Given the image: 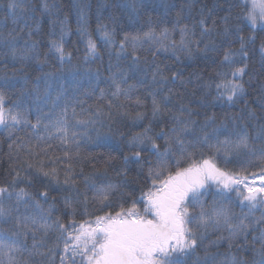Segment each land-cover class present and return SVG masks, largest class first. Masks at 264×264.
I'll list each match as a JSON object with an SVG mask.
<instances>
[{
	"label": "snow or ice",
	"instance_id": "6c2138e0",
	"mask_svg": "<svg viewBox=\"0 0 264 264\" xmlns=\"http://www.w3.org/2000/svg\"><path fill=\"white\" fill-rule=\"evenodd\" d=\"M53 7L45 0L41 13L52 18L51 36H56L59 25V39L50 38L48 48L62 67L71 60V53L64 47L68 24L56 16ZM124 7L134 16H148L146 31L125 32L117 42L115 30L103 24L97 30L105 45L115 49L116 59L128 61L131 71L141 79L129 84L127 73L119 69L111 72L110 68L108 86L101 88L97 97L106 103L81 108L80 112L75 105L84 100L64 98L58 106L63 92L56 94L47 111L39 104L35 109L25 106L26 92L35 101L41 99L42 77L43 96H48L55 72L44 71L49 58L41 55L40 40L33 39L38 29H29L25 38L24 28L13 27L5 33L0 26V56L10 60L14 69L12 77L2 78V87H8L16 73L22 82L21 96L11 106L0 90V129L11 140L10 179L0 184V264H264V123H241L259 121L254 112L226 114L219 123L215 113L205 112L199 119L197 108L205 105L193 108L184 101L183 93L175 90L174 82L187 86L183 74L148 64L140 54L145 49L153 57L171 51L178 60L180 55L191 59L196 53L216 54L226 46L220 63L227 71L217 72V80L201 87L206 97L214 84L217 101L239 103L246 93L243 77L249 45L256 39L242 33L244 26L250 33L264 31V0H234L222 17V31L216 21L209 24L202 13L197 21L199 32L197 24L181 26V10L171 29L164 27L157 32L151 14H157L163 23L174 8L168 0L159 4L154 0H128ZM7 9L13 25L25 13L36 11L26 0H8ZM159 9H163V15L158 14ZM78 15L77 31L87 37L85 59H96L97 44L79 6ZM177 29L179 41L173 38ZM233 37L238 48L231 46ZM260 53L264 58V42ZM32 64L40 66L41 75L29 89L25 70ZM9 66L4 64V68ZM148 76L150 82H146ZM140 86L145 89L144 95L138 94ZM89 94L94 95L95 89ZM149 99V125L143 131L126 134V120L131 118L136 124L147 118L140 109L148 106ZM132 104L136 105L134 116ZM33 110L35 122L29 119ZM105 127L107 132L101 134ZM153 127L159 130L153 131ZM19 132L25 136L16 135ZM91 132L96 133L94 140ZM114 142L118 156L109 154L102 169L94 158L89 159L92 171L85 174L83 144L112 149ZM233 158L243 159L229 169ZM110 173L122 179L113 182L108 179ZM37 177H43L44 190L28 191ZM141 178L142 186L137 188ZM234 207L240 208L239 214ZM209 231L221 233L220 239L229 248L241 236L246 247L251 236V261H242L231 253L221 257L206 248L199 256Z\"/></svg>",
	"mask_w": 264,
	"mask_h": 264
},
{
	"label": "trees",
	"instance_id": "16d2710c",
	"mask_svg": "<svg viewBox=\"0 0 264 264\" xmlns=\"http://www.w3.org/2000/svg\"><path fill=\"white\" fill-rule=\"evenodd\" d=\"M7 2L8 0H0V26L3 27V31L6 33L13 27L24 28V33L22 36L26 38L27 31L29 29H38V32L34 33L33 39L40 40V51L41 55H48V64L44 66L45 72H55V76L50 79L51 87L48 90V96H43L44 81L43 77L39 81L41 85V99L35 101L34 98L27 92L24 96L25 106L31 105L33 109L39 104L40 107L44 108L45 111L51 106V102L55 99L58 92H63V97L57 102L58 106L64 103V98L80 99L86 101L83 104H76L77 112H80L81 108H89L90 105L95 107L97 103L104 104L105 101H98L99 90L101 88H107L108 83L106 77L110 75L111 72H116L123 70L129 75L128 83L137 84L141 77L134 74L129 68L128 61L117 60L115 55V49L106 46L104 41L100 38V33L97 30L99 24L106 25L109 30H115L116 40L122 38L125 32L136 34L147 30V15H133L130 13L129 9H126L124 5L128 3V0H46L47 3L54 6L53 11L60 20H67L68 24V35L64 38V47L66 52L71 53V60L65 61L64 65L61 67L56 58L54 52H49L48 42L50 38L59 39V25L56 26L55 32L56 36H51L53 26L51 24V19L47 14L41 13L42 4L45 0H26L28 7L30 9H36V11H29L23 15L18 20L16 25H13L11 16L7 15ZM156 4L160 3V0H154ZM234 2V0H168V3L173 5V10L167 15L165 21L161 23L157 19V14H151L152 19L155 21L153 27L159 32L162 28L167 27L172 28L173 24L177 20V13L182 11L180 15V24H188L192 27L197 24V21L201 18V13L207 18L208 23L211 24L212 21H216L217 27L222 31V17L227 15V9L229 5ZM189 5L191 8L189 9ZM78 6L83 8L87 18V29L91 35V38L97 44V51L99 57L96 59L86 57L87 49V37H81L80 33L77 31L78 23L80 18L78 15ZM190 12V15H189ZM159 15H163V9L158 10ZM7 17V18H6ZM27 23L28 27H25ZM245 27V31L242 33L246 38L249 35H255L254 45H249V56L247 59L248 68L246 75L243 77L245 82L246 93L244 98L234 105H229L223 101H217L215 85L210 91V93L205 97L204 90H202V85L210 83L217 80V72L227 71V69L221 66V60L223 58L222 52L226 51V46L222 47L216 54H210L205 56L203 53H196L191 59L186 56L180 55V59L176 58L171 51L169 52H159L155 57L145 49L140 54L142 58L147 59L148 64H159L162 68L172 69L183 74L182 78L187 81V86L183 87L179 82H174L175 90L183 93L184 101L190 102L193 108H197L198 105L204 104L205 107L197 108L200 113L199 119H203L204 113L207 112L209 115L215 113L217 117V123L221 119L228 115H236L248 112H254L259 119V121L249 122L247 120L241 123H250L255 126L256 123H264V58H262L260 53V45L264 42V31L257 29L254 33H250ZM199 32V27L197 24L196 28ZM173 38L179 41L180 35L179 30L173 33ZM22 42V41H21ZM231 46L233 48H238L239 43L235 40V37L231 38ZM111 62V63H110ZM8 63L10 66L4 68V64ZM39 65L32 64L25 71L28 75L30 81L28 88L31 89L33 84L37 83L36 77L40 76ZM19 68V65H16ZM14 69L11 67V61H5L3 56H0V90L5 92L7 97V104L11 106L18 98L21 96L22 82L19 80V73H16V79L8 81V87L3 86V77L13 76ZM99 74V79L97 78ZM170 74V72H166ZM231 78V77H229ZM151 77L146 78V82H150ZM95 89V94L90 95L89 93ZM139 95L145 94V89L143 86L139 88ZM136 105L132 104L130 110H132V116L135 115ZM147 113V118L140 121L139 123L133 124L132 119L129 118L125 121L127 127L123 128V131L127 134L128 132L136 133L143 131L144 127L149 125L151 120V109H150V99L148 101V106L146 108L140 109ZM36 112L35 110L29 113V119L35 122ZM99 127V125H97ZM159 129L153 127V131H158ZM253 129L250 127L249 131ZM107 132V128L101 129V134ZM16 135L24 137L23 132H19ZM90 136L93 140L96 137L95 132H91ZM223 138V137H221ZM11 140L9 139L8 133L3 129H0V184L5 183L6 179H10L8 176V153L9 144ZM162 143V141H161ZM119 149L115 148V142L113 143L112 149H107L103 147H97L92 143H84L82 147V155L86 157L83 161L85 174L92 171L89 164V159H95L97 167H103V161L107 160L109 154L113 157L118 156ZM243 158H233V162L229 163L227 167L233 169L242 161ZM221 166L223 165L222 158L220 159ZM78 170V169H77ZM108 179L113 182H118L122 177H117L114 174H109ZM43 177H37L33 181V186L28 189V191L37 193L43 191L42 186ZM24 186L23 184L21 185ZM137 188L142 186V178L135 185ZM139 191H137V196H139ZM52 195H56L55 192ZM57 199L59 197L57 196ZM209 203L211 202V197L208 198ZM51 203V199L49 200ZM57 207H60L59 205ZM236 214L240 213L239 207H234ZM259 215V212L256 213ZM227 235V233H223ZM221 233H214L209 231L206 234V239L202 247L198 251L199 256L205 254V248L209 253L219 254L221 257L225 253H231L237 256L238 259L242 261H251L252 251H251V236H249L246 247H243L244 238L238 237L233 242L231 248L226 241L220 239ZM213 242H217L215 246ZM259 245H257L258 247Z\"/></svg>",
	"mask_w": 264,
	"mask_h": 264
}]
</instances>
